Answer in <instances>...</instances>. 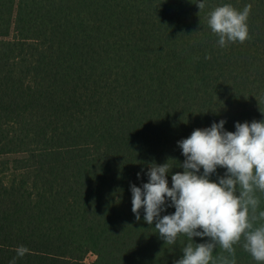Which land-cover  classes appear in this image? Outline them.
I'll return each mask as SVG.
<instances>
[{
  "label": "trees",
  "instance_id": "trees-1",
  "mask_svg": "<svg viewBox=\"0 0 264 264\" xmlns=\"http://www.w3.org/2000/svg\"><path fill=\"white\" fill-rule=\"evenodd\" d=\"M199 2L0 0V264L183 256L186 235L167 244L143 209L136 220L131 185L167 162L171 187L185 160L177 142L195 129L264 120V0ZM224 4L252 6L243 43L221 47L208 25ZM256 195L258 217L264 192ZM243 243L234 257L217 246L214 260L260 264Z\"/></svg>",
  "mask_w": 264,
  "mask_h": 264
},
{
  "label": "clouds",
  "instance_id": "clouds-1",
  "mask_svg": "<svg viewBox=\"0 0 264 264\" xmlns=\"http://www.w3.org/2000/svg\"><path fill=\"white\" fill-rule=\"evenodd\" d=\"M197 5L200 10L205 8L203 0ZM251 7L249 4L241 11L224 4L209 13L208 25L218 35L221 47L249 38ZM225 123L220 120L195 129L177 142L185 160L180 164L183 171L172 175L171 187L167 162L151 164L148 182L142 187L131 185L132 212L137 221L143 209L144 220L150 226L154 223L167 244H174L181 234L189 238L175 264H217L213 258L217 246L234 257V245L242 238L244 250L264 264V224L255 225L257 219L264 220V211L255 215L260 204L256 193L264 192V120L236 122L235 131L225 130ZM218 167L226 172L218 181L212 180ZM168 207H174L175 212L161 215ZM193 237L210 239L193 244ZM29 252L23 245L16 249L19 257ZM220 264H236V260L222 257Z\"/></svg>",
  "mask_w": 264,
  "mask_h": 264
},
{
  "label": "rangeland",
  "instance_id": "rangeland-1",
  "mask_svg": "<svg viewBox=\"0 0 264 264\" xmlns=\"http://www.w3.org/2000/svg\"><path fill=\"white\" fill-rule=\"evenodd\" d=\"M96 258H97V254L94 253V252H90V253H88V254L86 255V257H85V262H86L87 264H91V263H93V262L96 260Z\"/></svg>",
  "mask_w": 264,
  "mask_h": 264
}]
</instances>
